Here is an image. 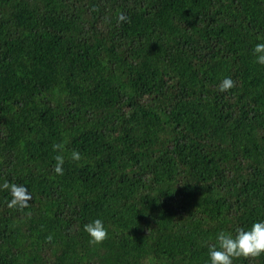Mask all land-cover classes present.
<instances>
[{
	"label": "trees",
	"instance_id": "obj_1",
	"mask_svg": "<svg viewBox=\"0 0 264 264\" xmlns=\"http://www.w3.org/2000/svg\"><path fill=\"white\" fill-rule=\"evenodd\" d=\"M258 43L264 0H0V264H210L264 222Z\"/></svg>",
	"mask_w": 264,
	"mask_h": 264
},
{
	"label": "clouds",
	"instance_id": "obj_2",
	"mask_svg": "<svg viewBox=\"0 0 264 264\" xmlns=\"http://www.w3.org/2000/svg\"><path fill=\"white\" fill-rule=\"evenodd\" d=\"M127 19L123 13L118 16L119 22H124ZM253 54L256 58L255 62L264 65V43L256 44ZM234 87H236V82L231 77H226L221 81L219 90L228 92ZM52 148L57 153L54 156V172L58 175H63L65 144L54 143ZM81 158L79 151H72L71 159L73 161H79ZM2 188L8 190L12 197L7 204L9 208L23 211L30 207L29 201L33 199V195L28 192L26 187L5 182ZM84 231L89 235V244L92 246L103 244L109 238L108 230L101 219L86 223ZM46 240L51 243L53 236L49 235ZM262 255H264V222H255L248 230L238 228L235 235L222 231L217 236V243L209 248L210 264H234V260L239 258L256 260Z\"/></svg>",
	"mask_w": 264,
	"mask_h": 264
}]
</instances>
